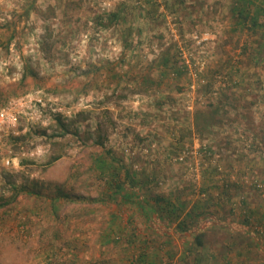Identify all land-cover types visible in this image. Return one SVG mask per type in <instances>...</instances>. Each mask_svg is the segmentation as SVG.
<instances>
[{
    "label": "rangeland",
    "instance_id": "1",
    "mask_svg": "<svg viewBox=\"0 0 264 264\" xmlns=\"http://www.w3.org/2000/svg\"><path fill=\"white\" fill-rule=\"evenodd\" d=\"M232 3L0 0V264H264V62L241 56L261 35L231 31ZM134 194L214 222L176 236Z\"/></svg>",
    "mask_w": 264,
    "mask_h": 264
},
{
    "label": "trees",
    "instance_id": "2",
    "mask_svg": "<svg viewBox=\"0 0 264 264\" xmlns=\"http://www.w3.org/2000/svg\"><path fill=\"white\" fill-rule=\"evenodd\" d=\"M232 1L233 3L230 8V19H231L230 22L233 24L232 25L233 29H231V31L237 32L239 35H244V34L256 35V33L261 35L260 38L253 40L254 45L248 47V43H247V46L245 45L242 47L243 49L241 50V56L243 57L247 54V60L255 65L259 63H263L264 62V0H232ZM118 18L119 16L117 14L112 13L110 15V18L108 19V22L112 23V21ZM52 35H53L52 31L47 32L46 36L48 40H51ZM54 44L55 42L53 40H51L50 42L46 41L44 43L43 42L41 43L42 50L45 51V56L51 61H54L55 60L54 58H57L52 53ZM64 61H66L65 64L69 63L68 59H64ZM26 69H27V73L24 72L22 76V82L27 77H32V78L38 77V72L35 69H33L30 66L26 67ZM146 80L147 79L144 78L143 81L146 82ZM143 81L142 84H144ZM211 88H212V82L209 81L207 86H205V89L206 91L210 92ZM207 104H208L207 108L205 107L199 111H196L195 115L193 116V127L195 131L197 133H200L201 135L210 132L211 130H213V128H216L220 124V119H219L220 115L221 114L223 115V113L220 112V107L218 104H213L211 101H209ZM63 126L64 125L61 124L60 127ZM99 162H100L99 170L101 169L100 171L103 172V170L106 168V162L105 161L104 162L99 161ZM106 176L111 181L117 182V183H107L108 188H111L112 190L110 191L111 195H108V197L110 196L109 198L116 196H119L120 198L126 197L129 200L133 198V197L131 198V192H128L125 189L124 184L120 183L117 180L118 173H114V175L107 174ZM137 194H139V191H137ZM202 195H204V193H202ZM163 198L164 197H159L158 195H156V197L150 199V201L154 202V205L156 206L154 208H151V211L156 213L160 217V219L165 220L168 224L173 225L176 228L175 230L179 233L187 234L191 232L193 228L191 224L197 223L199 219L204 218L205 220L209 219L208 222L211 223L214 222V218L212 217L213 215L207 214L206 211L200 210V206L198 205L199 202H195L194 205L187 210V206L185 203H181V204L171 203L168 202L167 200H163ZM206 198L204 199H206L207 201L210 199L209 197ZM74 200L85 201V198L75 197ZM87 201L97 202L98 199L87 198ZM161 201L164 202L163 203L164 205L162 206L160 205ZM9 202L0 203V209L8 206L10 204ZM184 210L187 211L184 212ZM215 222H217V220ZM245 235L249 236L248 233H245ZM194 240L196 246L201 247L203 245L201 240V235L195 236Z\"/></svg>",
    "mask_w": 264,
    "mask_h": 264
},
{
    "label": "crops",
    "instance_id": "3",
    "mask_svg": "<svg viewBox=\"0 0 264 264\" xmlns=\"http://www.w3.org/2000/svg\"><path fill=\"white\" fill-rule=\"evenodd\" d=\"M134 196H135V194H134ZM131 200H133V198H132ZM131 200L127 199L126 197H123V198H120V199H119V202H121V204H128V203H130ZM134 200H135L137 203H139V204H140V202H141V204L146 205V206H149V205L152 204L150 207H151V208H154V207H155L154 202H152V201H150V202H144V199L139 198V196H135V197H134ZM209 200H210V199H209ZM138 201H139V202H138ZM194 203H195V202H194ZM187 204H189V203H187ZM187 204H186V205H187ZM139 209L141 210V212L144 211V209L142 210V207H141V206L139 207ZM139 209H138V210H139ZM188 209H190V207L187 206V210H188ZM187 210H186V211H187ZM200 210L202 211V207H200ZM200 210H198V211H200ZM208 214H209V213H208ZM207 216H208V215H207ZM153 217L156 218L157 215H156L155 213H153ZM153 217H152V218H153ZM157 219H158V217H157ZM210 223H211V222H210ZM153 228H154V227H153ZM155 230H157V229L155 228ZM174 233L176 234V236H177V235H179V236H181V235H182V236H183V235L187 236V235L190 234V232L187 233V234H185V233H179V232H177V231L174 232ZM192 242H194V236H193V241H191V243H192ZM193 244H194V243H193ZM195 245H196V244H195ZM183 248L186 249L187 247H186V246H183ZM170 257H172V256H170ZM165 264H171V262H169V263H165Z\"/></svg>",
    "mask_w": 264,
    "mask_h": 264
},
{
    "label": "built area",
    "instance_id": "4",
    "mask_svg": "<svg viewBox=\"0 0 264 264\" xmlns=\"http://www.w3.org/2000/svg\"><path fill=\"white\" fill-rule=\"evenodd\" d=\"M9 117L7 112L4 109H0V132L8 124Z\"/></svg>",
    "mask_w": 264,
    "mask_h": 264
}]
</instances>
